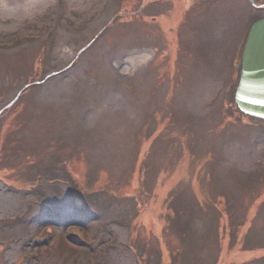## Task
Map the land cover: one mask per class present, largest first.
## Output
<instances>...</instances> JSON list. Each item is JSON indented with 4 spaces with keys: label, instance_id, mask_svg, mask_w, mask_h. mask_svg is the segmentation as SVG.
<instances>
[{
    "label": "rangeland",
    "instance_id": "rangeland-1",
    "mask_svg": "<svg viewBox=\"0 0 264 264\" xmlns=\"http://www.w3.org/2000/svg\"><path fill=\"white\" fill-rule=\"evenodd\" d=\"M263 15L0 0V264H264V119L235 99Z\"/></svg>",
    "mask_w": 264,
    "mask_h": 264
},
{
    "label": "water",
    "instance_id": "water-1",
    "mask_svg": "<svg viewBox=\"0 0 264 264\" xmlns=\"http://www.w3.org/2000/svg\"><path fill=\"white\" fill-rule=\"evenodd\" d=\"M236 102L243 111L264 117V16L248 33Z\"/></svg>",
    "mask_w": 264,
    "mask_h": 264
},
{
    "label": "flooded vegetation",
    "instance_id": "flooded-vegetation-1",
    "mask_svg": "<svg viewBox=\"0 0 264 264\" xmlns=\"http://www.w3.org/2000/svg\"><path fill=\"white\" fill-rule=\"evenodd\" d=\"M156 1H160V0H155V4H156ZM251 2H255L256 0H250ZM153 8H154V6H153ZM154 10H155V8H154ZM264 16V15H263ZM262 16V17H263ZM261 18V17H260ZM178 19H179V16L178 15H176V22H178ZM257 19H259V18H256L255 20H253V21H251V23H250V27L252 26V24L257 20ZM218 26H220V27H222V24L221 23H219V25ZM250 29V28H249ZM248 32H249V30H248ZM247 35H248V33H247ZM247 35H246V37L244 38V39H242V49H243V47H244V44H245V42H246V40L245 39H247Z\"/></svg>",
    "mask_w": 264,
    "mask_h": 264
}]
</instances>
